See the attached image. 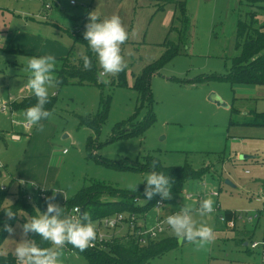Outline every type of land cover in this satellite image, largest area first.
Masks as SVG:
<instances>
[{
    "label": "rangeland",
    "instance_id": "374dc122",
    "mask_svg": "<svg viewBox=\"0 0 264 264\" xmlns=\"http://www.w3.org/2000/svg\"><path fill=\"white\" fill-rule=\"evenodd\" d=\"M248 3L0 0V184L8 191L4 204L15 201L23 180L21 185L28 192L33 183L46 190L61 188L68 198L92 184L128 193L138 184L134 204L141 208L148 201L146 182H141L152 171L153 160L169 167L204 168V175L187 179L180 192L163 201V207L153 205L146 213H138V222L150 227L163 219L161 232L153 238L172 237L166 217L185 205L198 208L202 199L211 198L215 211L194 219L198 225L213 227L214 242L199 250L195 243H178L153 257L150 264H261L262 246L251 249L250 242H264V84L226 79L236 55L238 21ZM255 4L264 6V0ZM91 12L101 20L119 15L129 33L135 30V36L122 46L126 84H119L118 75L110 77L109 84H59L49 89L56 101L53 117L41 122L44 131L34 126L27 129L24 111L10 109L11 102L33 95L26 87L27 59L49 54L62 58L70 50L75 57L81 48L85 50L74 36L84 37ZM263 12L257 16L259 22L264 20ZM167 48H173L174 56L150 76L151 96L142 102L134 88L136 76ZM212 93L227 107L209 101ZM3 103L6 111L1 110ZM126 131L132 133L116 137ZM12 134L21 139L13 140ZM258 210L260 216L248 221L247 216ZM231 211L242 216L235 230L226 226V212ZM28 218L26 213L19 215L15 233L6 235L0 254H14L22 238V220ZM102 231L124 236L127 229ZM240 236L246 237L248 246H243ZM62 261L88 264L83 254L67 247Z\"/></svg>",
    "mask_w": 264,
    "mask_h": 264
},
{
    "label": "trees",
    "instance_id": "16d2710c",
    "mask_svg": "<svg viewBox=\"0 0 264 264\" xmlns=\"http://www.w3.org/2000/svg\"><path fill=\"white\" fill-rule=\"evenodd\" d=\"M249 1V8L245 13L241 14L237 31H236V55L232 58V70L226 76V79L231 83L240 84H264V20L259 22L258 15L261 11L255 9H264V6L255 4L256 0ZM264 13V12H263ZM75 43H80L85 47V53L92 57L93 68L85 70L83 68V61L72 56V50L66 57L57 58L60 63V69L57 71L58 78L62 81L60 84L68 82H79L87 84H97L98 69L95 65V55L88 49L87 41L83 36H74ZM166 43V42H165ZM174 56L173 48L165 51L163 56L151 64H149L144 72L136 76L134 88L140 94L142 102L150 97V76L159 70L161 66ZM119 84L125 85L124 70L118 74ZM144 99V100H143ZM51 102L45 106L46 110L53 111L56 97L50 95ZM37 99L34 95L23 97L19 101L11 102L13 110L25 111L27 108L34 106ZM104 119V116L102 117ZM131 131L121 132L116 137L131 134ZM152 163V162H151ZM148 166V164H147ZM146 166V167H147ZM129 168V166H128ZM130 169H137L130 166ZM151 169V167H150ZM152 170V169H151ZM157 172H163L169 176L172 181L171 193H178L181 191L187 179L200 178L205 173V169L194 170L189 166L184 167H169L163 166L157 162L155 169ZM1 175V170H0ZM7 189L2 190L0 187V245L8 232L3 231L5 223L10 224L12 227L19 220L20 214H28L30 218L40 212L46 211L45 197L52 196V190H46L39 187V189L32 191V196L28 198V191L19 185V190L15 201L12 203L13 210L17 213L14 219L9 220L4 212L3 207L6 206L5 200L7 197ZM139 196L137 192H122L105 185L92 184L79 189L78 193L73 198L66 197L64 200L63 195L58 193L56 195L55 203L64 207L66 213L69 214L74 207L78 205L82 211H87L91 214L93 221H97L103 217L112 215L117 212H132L146 213L151 206L155 205L161 197L157 194L151 200H148L141 208L136 207L134 198ZM111 198L105 200V198ZM116 200H112V199ZM112 200V201H111ZM227 220L231 219L233 213H227ZM27 219L22 220V224L26 223ZM30 239H36L37 243L42 247H49L47 242H43L39 237L34 234H29ZM178 244L175 236L166 238H148L145 243L139 242V238L128 235L122 237H113L104 240L102 243L97 244L95 247H88L85 251L81 252L67 245L68 249L76 250L83 254L88 264H150L153 257L164 255ZM0 264H16V258L13 253L0 254Z\"/></svg>",
    "mask_w": 264,
    "mask_h": 264
},
{
    "label": "clouds",
    "instance_id": "9594fccd",
    "mask_svg": "<svg viewBox=\"0 0 264 264\" xmlns=\"http://www.w3.org/2000/svg\"><path fill=\"white\" fill-rule=\"evenodd\" d=\"M84 39L87 41L88 49L96 57L98 65V82L109 84L110 77H116L126 69L127 62L122 46L127 43L130 37L135 36V30L129 33L119 15L113 14L103 20L95 12L89 13V22L86 24ZM75 57L83 61V68H93L92 57L81 48L75 53ZM26 71L29 73L26 87L36 97L37 103L27 108L23 115L27 125L34 126L37 131L43 132L44 120L53 117V111L46 110L45 106L51 102L49 89L59 86L62 81L56 75L57 58L51 54L27 59ZM55 93H52L54 95ZM152 171L145 174L146 182L144 195L151 200L154 195L161 197V202L171 199L172 181L163 172H157V161L153 160L150 165ZM20 184L25 183L23 180ZM137 185L131 186L135 192ZM63 193L61 188L52 187V196L45 197L46 211L40 212L27 219L22 227V238L14 250L16 264H63V250L67 245L83 252L93 245L96 239V224L91 214L87 211L76 209L79 215L67 214L64 207L55 203L56 195ZM3 207L6 217L14 219L17 213L12 208V202ZM146 203V201H145ZM215 201L211 198H204L200 201L198 208L182 206L180 211L166 217L165 223L171 228L178 242H192L197 245V250L204 248L214 242L213 227L200 223L194 219V215L207 216L215 211ZM3 231L13 235L15 229L5 223ZM152 229L149 228L148 231ZM34 234L41 241L47 242L49 247H42L36 239H30L29 234Z\"/></svg>",
    "mask_w": 264,
    "mask_h": 264
},
{
    "label": "built area",
    "instance_id": "2783aa9c",
    "mask_svg": "<svg viewBox=\"0 0 264 264\" xmlns=\"http://www.w3.org/2000/svg\"><path fill=\"white\" fill-rule=\"evenodd\" d=\"M46 8H49V6L46 5ZM1 108H2L1 110H4V111H6L8 109L7 105L5 103H3L1 105ZM10 109H11V105H10ZM24 126L27 129H30V126L27 125L26 122H24ZM28 134H29V132H28ZM12 139L13 140H20L21 136L18 134H12ZM65 152H66V150H64V153ZM19 185H21V184L19 183ZM0 187L2 190L7 189L6 188L7 186H4L2 184H0ZM37 189H39V186L34 185L32 183L31 190L27 195L29 199L32 196V191L37 190ZM212 194L218 195L215 191L212 192ZM186 197L191 198L192 194H186ZM63 201H66L65 197H64ZM158 202H161V199L156 202V204H155L156 209H159L160 207L164 206L163 201H162V203H158ZM76 209L81 210V208L78 207V205H77L76 207L73 208V210L70 211L69 214L79 215V213L76 212ZM258 215H259L258 213H255L254 215H250V216H248V220L252 221L254 218H257ZM138 218H139V216L135 213H132V212H117V213H114L112 215H109V217L106 216V217H103V218L95 221L97 236H96L95 241L93 242V245L90 247H95L97 244L102 243L104 240L111 239V238L117 237V236L118 237L123 236V235H121V236L116 235L115 232L114 233L111 232L110 234H107V232L103 233V231H102L103 228H104V231H115L116 229H127L126 234L124 236L133 235V236L139 238V242H141V243H145L147 241V239L150 237L151 238L155 237V235L157 234L158 231L161 232L162 224H164L163 219H161V220L159 219L157 221L156 225L154 224V226L149 227V225L147 223H145V224H143L141 222L139 223ZM228 224L231 227L235 226V222L233 220L228 221ZM149 228H151L152 230L148 231ZM250 243H251L250 244L251 249H256V248L262 246L261 251H260V253H261L260 261H261V264H264V242L254 241V242H250ZM248 245H249V243H248Z\"/></svg>",
    "mask_w": 264,
    "mask_h": 264
},
{
    "label": "crops",
    "instance_id": "0c3cea01",
    "mask_svg": "<svg viewBox=\"0 0 264 264\" xmlns=\"http://www.w3.org/2000/svg\"><path fill=\"white\" fill-rule=\"evenodd\" d=\"M264 209V208H263ZM264 211V210H263ZM232 213H233V216H232V218L231 219H225V221H226V226L228 227V228H230V229H232V230H235V226L237 225V221H238V219L240 218V217H242L241 216V214L238 216V213L236 212V211H231ZM230 212V213H231ZM228 212H226V214H227ZM255 213H258L259 215L258 216H260V213H261V211L260 210H258V211H256ZM227 216V215H226ZM250 216V215H249ZM223 219V218H222ZM247 219H248V216H247ZM231 220H233L234 222H235V226L234 227H231L229 224H228V221H231ZM249 221V220H248ZM245 231V230H244ZM239 232H242V230H240ZM239 238H242V240L240 241V242H243V246H248V243H247V241H245V238H244V236H240ZM243 249V248H242ZM242 264H245V263H242Z\"/></svg>",
    "mask_w": 264,
    "mask_h": 264
},
{
    "label": "water",
    "instance_id": "95a60500",
    "mask_svg": "<svg viewBox=\"0 0 264 264\" xmlns=\"http://www.w3.org/2000/svg\"><path fill=\"white\" fill-rule=\"evenodd\" d=\"M209 101L213 102V103H216L218 106H226V104L224 102H222V100L216 95V94H211L208 98ZM227 107V106H226ZM248 156L246 155H241L240 158L242 159H245L247 158ZM228 184H230L229 181H227ZM187 241L185 240L183 243H186ZM179 244H183V243H180L178 242Z\"/></svg>",
    "mask_w": 264,
    "mask_h": 264
}]
</instances>
